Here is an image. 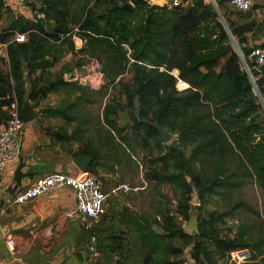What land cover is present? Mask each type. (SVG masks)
Wrapping results in <instances>:
<instances>
[{"label": "trees", "instance_id": "16d2710c", "mask_svg": "<svg viewBox=\"0 0 264 264\" xmlns=\"http://www.w3.org/2000/svg\"><path fill=\"white\" fill-rule=\"evenodd\" d=\"M90 1H47L50 4L34 8L45 18L29 20L13 16L11 8L0 0V43L7 45L9 60L8 73L0 63V108L17 100L22 109L27 101L73 85L86 91L78 83L66 81L63 72L53 81L46 76L69 53L79 60L88 58L101 64L108 85L122 84L126 98L122 110L130 115L132 129L154 139L161 154L165 151L155 160L163 162L164 170H153L145 177L156 185L174 186L180 200L178 210L185 219L190 217L189 197L195 190L203 205L215 195L240 190L249 180L264 193V109L241 67V56L248 58L256 47L245 44L251 24L237 27L218 10L230 0H216L217 7L209 0H180L178 5H172L173 0L165 4L158 0H106L101 15L94 13ZM128 2L132 10L123 8ZM17 34H27V42L14 41ZM74 36L85 42L78 51ZM81 66L78 61L76 68ZM24 70L32 79L29 96ZM128 73L132 78L123 83ZM263 84L264 80L259 82L260 92ZM105 111L104 123L120 142L129 145L128 136L121 135L128 127L118 128L110 119L119 118L120 110L107 106ZM42 114L69 118L66 110ZM7 118L8 113L0 110V124ZM155 122L176 137L173 144L161 140L151 127ZM47 133L60 141L67 139L59 132ZM81 154L91 153H75ZM92 155L96 159V154ZM168 167L177 172L170 173ZM203 205L195 208L201 212ZM213 215L191 235L179 229L171 217L167 216V224L158 230L147 219L125 210L121 215L126 227L123 237L126 240L132 235L130 242L141 264H179L172 260L182 253L173 244L174 237L192 242L190 257L196 264L211 262L208 241L217 255L252 247L264 264V250L251 246L246 233L233 239L213 236Z\"/></svg>", "mask_w": 264, "mask_h": 264}, {"label": "crops", "instance_id": "0c3cea01", "mask_svg": "<svg viewBox=\"0 0 264 264\" xmlns=\"http://www.w3.org/2000/svg\"><path fill=\"white\" fill-rule=\"evenodd\" d=\"M168 1L170 0H158L160 4ZM4 2L11 8L13 16L33 20L30 17L33 12L20 7L16 0ZM222 10L237 27L251 24L252 31L245 35L247 39L245 44L248 48L256 47L264 52V0H253V8L247 14L236 12L230 2H225ZM77 39H74L75 49L79 42ZM6 47V44L0 43V59L3 61H6ZM71 58L73 54L69 53L61 60L59 66L69 62ZM261 95L264 98V84ZM51 96L36 106L26 99L34 106L38 116L36 120L25 125L20 158L9 164L2 175L0 204L9 205V212L0 218V264L102 263L106 251L99 248V240L106 234L109 225L116 223L117 216H121L125 210L131 214H139L142 213L141 208L146 209L142 207L143 205L138 206L135 202L122 199L121 195L140 197L141 192L144 194L154 185L146 180V174L153 170L161 171L155 168L154 162L164 155L165 151L161 154L155 146L154 139L145 137L143 131L137 132L130 127L122 131L121 135L128 136L129 145L120 142L119 136L108 127L105 128L108 140L98 141L92 138L85 146L82 145L84 138L78 140L73 147H68L65 141L50 136L47 130L56 132L61 129L60 120L42 114V110L47 108L48 101L54 99ZM49 105L56 107L59 103L53 102ZM0 110L9 113V107H2ZM4 124H0V131ZM81 131L84 132L85 128L82 127ZM171 137L172 141L176 139L175 136ZM79 149L91 153L81 155L93 157L92 166L90 165V170L88 168L86 172L97 174L104 182L107 195L106 214L100 222L92 223L91 229L85 231L77 215L68 217V214L75 212L77 207L75 194L69 187L44 195L25 205L13 204L16 193L31 187L41 176L82 175L83 172L73 161ZM92 154H96V159ZM21 166H23L21 173L27 176L18 180L17 172ZM123 185H128L131 191L129 193L119 191ZM151 214L156 213L153 210ZM10 236L14 238V251L8 246L7 239ZM123 245L125 248H133L131 242ZM187 259L190 260V255H187ZM189 262L193 264L192 260Z\"/></svg>", "mask_w": 264, "mask_h": 264}, {"label": "rangeland", "instance_id": "374dc122", "mask_svg": "<svg viewBox=\"0 0 264 264\" xmlns=\"http://www.w3.org/2000/svg\"><path fill=\"white\" fill-rule=\"evenodd\" d=\"M47 1L51 0H38V4L41 7V5H45ZM209 2L213 1L209 0ZM48 3L46 5H48ZM89 5L92 7L95 14L101 15L106 9L107 2L106 0H91ZM36 7L38 6H27L25 8L33 12ZM218 10L224 13L222 8H218ZM31 15L32 16L29 14V16L34 19L35 15ZM79 44L80 42H78V45ZM5 56L6 61L0 63L3 71L8 73L9 60L7 52H5ZM78 61H82L83 66L81 67L85 69H88L93 62L88 58L79 60V58H75L73 55V58H71L69 62L54 67L46 76V79L53 81L60 72H63L66 81L73 82V84L78 83L79 86L85 88L86 91H82L76 87V85L62 88L56 93L49 94L52 95L51 97L54 99H50L46 104L47 108L42 110V112L54 109L66 110V115L69 118H56L61 122V129L56 132H59L60 135L67 138H65V143L68 144V147H73L75 143L82 138L85 140L82 144L84 146L87 144V141L92 138L98 141L101 139L108 140L105 131L107 125L104 123L105 109L107 106H111L113 109H119L121 113L126 114V112L122 110L126 104L122 84H116L115 86L108 85L105 75V84L99 88H93L92 86L88 87L87 85L81 84L79 80H75L76 77L82 76V74H78L76 71V63ZM69 74H73V77L69 78ZM24 77L26 93L29 96L32 88V79L27 76L26 70H24ZM131 78L132 74L128 73L124 77L123 83H129ZM184 89L186 88L180 90ZM49 95L44 98H39L32 103L35 106L39 105L40 102ZM53 102L59 103V105L56 107L50 106L49 104ZM110 119L116 123L118 128L124 127L123 120L120 117L116 118L111 116ZM132 124L131 120L126 127L132 128ZM82 127L85 128L84 132L81 131ZM166 144H173L172 139ZM117 145L120 146L119 144ZM154 165L155 168L164 170L163 162L155 161ZM167 169L170 173L177 172V170L172 167H168ZM132 176L134 177V173ZM245 183L246 184L236 192H231L226 195H215L208 198L204 205L200 200L199 193L195 190L200 200L198 204L203 205V210L200 212L195 208L198 204L193 202L194 194H191L189 197V219H185V217L179 213L180 200L177 191L170 183H163L161 185L154 184L150 186L148 191H145V193L143 192L144 194L141 192L140 197L136 195H121V197L124 200L135 202L138 206L143 205L142 207L146 209L143 210V208H141L142 213L137 214V216L143 217L153 223L155 229L161 230V226L167 224V218L171 217L179 229L184 232L188 231L194 235L197 233L198 226H201V222L205 221L209 214L213 213V217L216 218V221L213 222V227H210L213 236L233 239L241 233H246L247 241L251 246L258 245L264 250V193L258 188L254 180H249ZM148 210L150 213L147 212ZM153 210L156 214H151ZM203 227L209 230L208 225H204ZM124 229L125 227L121 222V216H117V222L110 224L106 234L101 236L99 240V248L105 249L106 252L104 261L102 263L97 262L96 264H137L141 261L135 249L124 248L123 251V244L130 243V238L125 240V237H123V235L125 236L126 234V229ZM172 242L176 247L182 250V253L177 257H173L172 260L179 262V264H185V262L189 264V261L192 259L190 257V260H188L187 255H190L193 246L192 242L183 241L179 237H174ZM211 244L212 243L208 241V250L210 253H213L211 262H205L204 264H232L228 259V253L225 255H217L214 253V248ZM128 249L130 252H128ZM249 250L251 251L252 258L249 262L243 264H262V259L255 254L253 248L250 247ZM141 263L142 261L139 264ZM193 264L196 263L193 261Z\"/></svg>", "mask_w": 264, "mask_h": 264}, {"label": "built area", "instance_id": "2783aa9c", "mask_svg": "<svg viewBox=\"0 0 264 264\" xmlns=\"http://www.w3.org/2000/svg\"><path fill=\"white\" fill-rule=\"evenodd\" d=\"M20 7L38 6V0H16ZM216 4V0H212ZM233 9L241 14L249 13L253 8V0H230ZM180 0H173L172 5L180 4ZM38 19H44V14L39 11H33ZM78 38V39H77ZM73 39L79 40L77 50H80L85 42L79 37L74 36ZM28 40L27 34H17L14 41L17 43H25ZM75 43V40H74ZM242 70L248 75L254 89L255 95L258 97L264 109V98L259 89V82L264 80V52L260 48L254 49L248 58L241 56ZM88 74L83 77H76L81 84L87 83L93 88H99L105 84L102 66L99 62L93 61L88 67ZM25 123L21 116V108L14 100L9 107L8 118L4 127L0 131V186L2 175L6 167L16 162L21 155L23 146V138L25 133ZM69 187L73 190L76 197V211L68 214V217H79L80 222L85 231H89L92 223L100 222L106 214L107 195L104 190V182L100 176L94 173L83 172L80 176H71L67 174H50L39 177L36 182L24 190L16 193L13 204L25 205L34 202L36 199L50 195L55 191ZM123 193H129L131 188L123 185L119 189ZM9 212V205L0 204V218L6 216ZM8 246L14 251V238L10 236ZM252 258L249 249L233 250L228 253V259L232 264H243L249 262Z\"/></svg>", "mask_w": 264, "mask_h": 264}, {"label": "water", "instance_id": "95a60500", "mask_svg": "<svg viewBox=\"0 0 264 264\" xmlns=\"http://www.w3.org/2000/svg\"><path fill=\"white\" fill-rule=\"evenodd\" d=\"M213 4L217 7V4H215V3H213ZM123 8L127 9V10H132L133 6L131 3L128 2V3L124 4ZM76 71L78 74H82V76H79V77L86 76L89 73L88 70L83 68V67H78L76 69ZM176 74H177V72H176ZM72 77H73V74H69V78H72ZM182 83H184V82H182ZM86 85L88 87H90V85L88 83ZM187 88H189V86ZM21 116H22L23 122L25 124H28V123L36 120L38 114H37V112H35L34 106L30 102H27L24 104V106L21 109ZM119 116L123 120L124 126H127L129 124V122L131 121V117L129 114L120 113ZM151 127L158 132L161 140L164 143H168L169 141H171V139H172L171 134L160 123H158V122L152 123ZM73 161L75 162L77 167L82 172H86L93 162V157L88 156V155H78L73 159ZM22 167L23 166H21L17 172V179L18 180L27 176L26 174L21 173ZM193 202L195 204H198L200 202L196 191H194Z\"/></svg>", "mask_w": 264, "mask_h": 264}]
</instances>
